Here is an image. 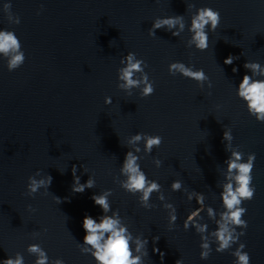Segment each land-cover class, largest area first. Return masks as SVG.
I'll use <instances>...</instances> for the list:
<instances>
[{"label": "water", "instance_id": "95a60500", "mask_svg": "<svg viewBox=\"0 0 264 264\" xmlns=\"http://www.w3.org/2000/svg\"><path fill=\"white\" fill-rule=\"evenodd\" d=\"M11 2L21 23H9L0 7V27L16 32L26 61L9 72L0 60V259L19 251L26 264H32L34 257L26 246L35 241L66 264H94L91 256L80 253L76 241H83V216L101 214L90 197L111 188L112 207L120 210L134 234L143 233L149 240L145 264H176L179 259L184 264H232L227 251L200 259L199 235L182 227L186 211L197 205L170 189L171 181L179 178L219 208L218 165L228 156L222 143L227 125L235 145L256 153V193L245 203L248 227L241 240L251 264H264V123L248 114L234 89L247 71V60L264 64V0ZM187 3L210 5L221 13L205 51L186 46L187 31L179 38L163 29L156 30V37L148 34L157 16L182 14L189 20L194 9L187 10ZM129 50L147 61L146 71L155 83V92L146 98L135 92L126 95L117 87L119 58ZM229 54L238 57L232 65L224 64ZM173 60L204 68L212 88L170 75L168 63ZM233 67L239 71L234 73ZM105 96L113 97L111 105H105ZM137 131L163 137L151 155L142 154L140 163L176 205L179 218L174 229H169L167 212L155 194L156 207L146 210L118 183L128 151L123 144ZM155 157L162 161L159 168ZM74 164L81 183L91 175L96 187L72 191ZM37 169L53 180L50 193L41 190L33 198L26 194V183ZM53 195L61 198L59 204ZM29 204L35 213L28 210ZM154 236L160 237L155 247L164 253L162 260L153 252Z\"/></svg>", "mask_w": 264, "mask_h": 264}, {"label": "clouds", "instance_id": "9594fccd", "mask_svg": "<svg viewBox=\"0 0 264 264\" xmlns=\"http://www.w3.org/2000/svg\"><path fill=\"white\" fill-rule=\"evenodd\" d=\"M0 7L9 23L17 25L21 23L20 16L12 11L11 0H3ZM42 9L43 5H41ZM188 9H194V11L191 12L187 21L185 15L182 14L155 17L151 28L148 29L149 36L156 37L157 29H163L178 38L187 31L189 33L186 40L187 47L199 51L207 50L209 33L215 32L219 27L221 13L210 5L197 7L194 3H187ZM39 14L40 11L37 12V15ZM235 59L238 57L229 54L225 57L224 64L232 65ZM0 60L4 61L9 72L20 68L26 61L22 42L13 29L0 27ZM119 65L116 70L118 89L129 96L135 92L141 98H146L155 92V83L146 71L147 61L138 57L136 52L127 51L119 58ZM243 67L247 71L239 83L234 84L235 95L243 103L250 116L257 122L264 123V64L257 60H247ZM232 71L236 73L239 69L233 67ZM168 72L172 76L180 75L194 80L200 88L207 85L211 89L213 86L204 68H198L192 63H185L182 60L170 61ZM104 103L111 105L113 97L105 96ZM216 107L219 109L221 105ZM233 141L232 128L224 125L222 143H224L228 156L223 165H218L219 176L222 177L217 181L219 208L206 202L204 192L186 187L184 181L179 178L171 181L170 189L172 192H181L188 202L195 201L197 205L186 211L182 227L185 231L193 229L199 235L201 260H207L213 251L217 253L227 251L234 258L232 264H251V255L246 250L247 245L241 237L246 235L248 227V221L244 218L248 211L245 203L251 201L256 193L253 183L256 153H245ZM162 142L163 137L159 134L141 131L131 134L123 144L128 151L119 167L118 183L125 192L135 196L139 205L146 210L156 207L152 201V196L155 194L160 202L159 206L167 212L169 229H174L179 218L176 205L166 197L163 185L157 179L150 177L140 163L143 159L142 154L151 155L153 148H159ZM153 163L157 168L162 165L158 157L154 158ZM81 167L84 172L88 173L84 165ZM64 170L60 171L63 173ZM71 171L73 176L71 188L74 193H83L86 189L96 187V180L91 175L81 183L75 164L72 165ZM52 180L53 177L50 174H42L41 170L37 169L27 178V196L35 198L41 190H44L43 194L50 193L49 187ZM111 195L112 189L106 188L93 193L90 197L94 204L99 206L101 214L83 216L84 236L82 242L76 241L77 247L81 254L91 256L94 264H145L149 255V240L143 233H133L125 223L120 210L112 207ZM53 198L57 204L61 202L60 197L53 195ZM27 207L30 212H36V208L31 204ZM209 221L212 224L211 227ZM33 235L35 237L39 233L36 232ZM159 239V236L152 238L153 252H159L162 260L164 253L155 247ZM26 251L34 257L32 264H66L61 257H50L47 249L39 242L28 243ZM0 264H26L25 256L17 251L0 259ZM176 264H184L183 259L177 260Z\"/></svg>", "mask_w": 264, "mask_h": 264}]
</instances>
